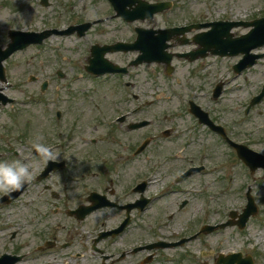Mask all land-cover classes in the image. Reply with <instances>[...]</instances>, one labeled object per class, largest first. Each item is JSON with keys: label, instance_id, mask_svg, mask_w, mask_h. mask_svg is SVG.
Segmentation results:
<instances>
[{"label": "rangeland", "instance_id": "1", "mask_svg": "<svg viewBox=\"0 0 264 264\" xmlns=\"http://www.w3.org/2000/svg\"><path fill=\"white\" fill-rule=\"evenodd\" d=\"M48 1L49 4H44L42 0H0V23L18 24L23 29L34 30H41L47 25L66 27L69 23H74V28L78 29V23H81V15L94 17L103 15L109 18L103 24L88 28L85 37L77 36V32L67 36L53 35L40 45H31L15 52L5 61L8 82L0 79V91L15 98L16 102L5 106L0 102V150L5 149L7 152L5 158L0 161L11 162L18 160V157L26 160V152H31V150L23 146L21 138L23 142L25 138L20 137V129H24L29 134L26 136L36 138L39 135L43 137L42 140L44 141H51L54 138L52 111L56 104H51V101L60 103L59 105L64 109L65 114L67 111L65 120L62 119L63 126H67L76 137L75 144H71L75 150L95 149L94 146H85L84 142L78 139L74 132L75 126L86 135L101 136V140L98 141L101 145L98 148L104 151H109V147L133 149L146 136L157 135L156 143L148 149L155 152L153 158L158 160L160 166L164 167L170 175H173L183 168L186 161L180 158L177 160L162 158L163 155L159 154H163L166 150L179 151L185 147L187 148L188 160L200 155L201 150L207 149L208 155H210L208 169L188 177L175 187L163 189L162 185H159L148 192L149 195H157L161 199L153 203V208L148 212L149 219L140 222L143 228L140 227L134 236L130 234L131 238L125 235L122 241L124 243H117V249L123 246L128 248L130 245L145 241L150 242L154 235L153 226L157 221L162 223L163 229L167 233H170L172 228L173 232L179 230L182 235L196 230L198 223L202 220L201 218L207 221L209 212L205 213L203 206L208 207V204L211 205L209 206L211 209L209 217L212 220L207 222H225L224 214L228 208H237L240 209L239 211L244 209L245 194L250 187L258 202L260 212L250 219L246 229L241 231L237 227H227L221 231L215 230L216 232L213 233H204L192 240L191 244H187L185 248L181 246L166 247L159 250L153 248L152 260L154 264H202L206 260L215 261L221 252L243 251L244 254H252L256 264H264V175L261 172L251 173L238 158L232 156V153L228 152L220 139L197 123L188 113L186 105V99L191 98L192 95L197 97L195 94L199 89L198 100L203 107L209 106L208 110L211 116L219 122H231L232 124L234 122L236 132L245 137L242 134L247 133L249 126L252 127L251 124H256L261 121L260 118H263L256 114L245 117L244 107L249 96L261 89L263 85L264 59L261 64H257L239 76L231 68L232 63L237 61V57L223 60L209 57L195 63L175 60L176 71L171 76L166 75L163 65L151 63L132 68L131 74L125 77L93 78L83 71L87 63V56L90 54L91 44L99 39L110 41L117 37L134 38L132 32L120 18H111L112 10L105 0ZM208 1L204 0L202 4L195 1L191 3V6L200 10ZM226 1H217L222 12L227 10L226 5L228 3ZM250 2L251 0H231L230 10L232 12L228 15L232 16L238 14L239 11H245ZM185 6H190V3L185 4ZM252 7L254 5L250 6V8ZM242 13L245 15L244 12ZM138 24L148 27L146 22H138ZM2 30H0V44L6 46L10 43V38ZM237 31H242V29H237ZM109 57L128 62L132 57H135V54L118 52L109 54ZM121 63L125 64L124 62ZM203 66L210 70H203ZM216 67H222L221 71L214 75L212 73L204 74L213 72ZM58 69L62 70L64 77L57 75ZM120 79L133 82V89L139 95L140 104L150 103L145 109L148 114L146 116L157 119L160 121L159 124L127 134L125 126L119 125L107 129L104 124L94 121L95 117L100 118L99 112L94 108L95 102L102 104L105 113L101 115L104 118H111L126 108V106L122 107L121 103L124 95H122L123 83L120 82ZM219 79L225 82L224 88L227 90L220 99L215 100L212 97V89L220 81ZM44 81L49 82V87L43 94L40 89L41 83ZM200 89H206V91ZM57 95L61 99L56 100ZM40 98H42V103H36ZM114 103H119V107L115 106ZM17 116L20 118L19 121H15ZM95 126H98V129L94 131ZM187 126H192V128L185 131ZM168 127L173 129L172 136L159 135L161 129ZM189 141L195 143L188 146ZM257 147L263 150L264 142L260 141ZM15 151H18L19 156H16ZM120 161L124 163L125 158ZM167 161L170 162L167 164ZM188 161L190 162V160ZM34 164L35 162L32 165ZM89 164L94 167L93 163ZM139 166L140 171L146 170L143 162ZM92 169L83 164L79 173L85 172V175L89 176ZM94 170L101 173V166L94 168ZM36 173L32 171L31 179L33 181ZM43 183L48 184L47 180ZM44 184L28 185L24 193L18 196L10 207L7 205L0 208V244L2 245L3 242L9 240L10 234L20 230L18 240L15 239L13 242L19 246L28 243L25 251L30 254L28 257L32 256L33 249L31 246H35V205L42 202L44 203V216H46V211L50 215L48 210L51 207L58 208L54 215H52L53 213L50 215L51 225L44 231V235H48L45 239L57 238L60 242H70V245H73L59 251L60 257H58L57 263H100L98 260H92L90 256L89 259H83L77 254L87 251V249L83 250L88 246L86 241H92L94 236L87 237L90 232L92 235L95 234L90 230L95 225H103V218H105L107 211L111 214L110 219L119 217L122 213L107 210L98 213L96 216H90V213L87 212L84 218H81L75 213L78 209V197L66 202L62 196V189L58 183H55L56 186L58 185L55 194L61 195L59 199L55 200L50 195L49 186L45 187ZM69 209L74 210V212L69 214L67 211ZM174 210L177 212L170 220V213ZM10 214H14V216L12 217ZM8 229L10 230L7 232ZM95 229L99 230L100 227ZM173 240H177L176 236L170 239V241ZM43 242H45L44 239ZM79 244H83L84 247H80ZM98 244L99 247H104L103 241L98 242ZM19 246L18 248H20ZM0 251H3V248ZM93 254H95L94 251ZM99 254L101 253L96 255L99 256ZM143 255L144 253H138L136 257ZM87 256L85 254V257ZM132 258L131 255L125 256L116 264H130Z\"/></svg>", "mask_w": 264, "mask_h": 264}, {"label": "flooded vegetation", "instance_id": "2", "mask_svg": "<svg viewBox=\"0 0 264 264\" xmlns=\"http://www.w3.org/2000/svg\"><path fill=\"white\" fill-rule=\"evenodd\" d=\"M138 111H139L138 108L133 109L132 113L130 114V117H132V119H135L139 114ZM125 123H121V124H125ZM129 123L130 122L126 123L127 126L126 130L128 132H133V131H129ZM97 129L98 126H95L94 131ZM96 141L97 140L94 139V141L92 142L95 143ZM53 151L58 153V158L56 161L66 160L65 168L63 170H53L55 164L54 161L52 162L51 160H48L47 158L41 156L40 154L37 155L38 157L36 162L38 164L30 168L33 169L35 172H37L34 177L35 185H42L44 184L43 181L47 180L48 184L46 183L44 184V186L45 187L49 186L48 189L50 191V195L54 197L55 200L61 197L60 194L59 195L55 194L57 193L56 190H58L57 188L59 185V187L62 189L61 190L62 196L64 199H66V202L71 201L74 197H78L79 199L78 206L91 205L94 202L105 203L107 199L117 203L120 206V207L107 206L92 212L91 214H89L90 216L91 215L96 216L98 213L107 210L116 211L119 214L120 212L122 213L120 214L119 217L110 219L111 214L107 211L105 214V218H103L104 219L103 225L100 226L95 225L90 230L93 231L95 234L92 235V233L90 232V234L87 237L89 238L90 236H94L92 241H86L89 246H87L83 250L87 249V251L84 253H79L77 254V256H81L83 257V259H89L90 256L92 257L91 258L92 260L94 261L98 260V262L100 261V263H96V264H116L123 257L131 255L133 256V258L130 260V264H142L141 260L145 259L147 255H143L141 258L136 257L138 253L129 250L135 247L136 245H139L140 243L130 245V247L128 248H126V246H123L120 249H117V243H124L122 241L125 235L128 236H130V234L131 236L136 235L138 233L137 230L139 231L141 227L139 222L141 220L145 221L149 219L148 217L149 214H141V211L137 207L135 208L132 207L130 209L124 207L135 204L140 199L141 188L139 187V185L136 186V183L139 181V179L144 180L149 174H154L155 179L153 182H155V185H167L175 180V173L173 175H170V173L166 171L164 167L157 165L147 166L145 171H140L139 168L140 156L133 149H126V150L117 149V150H109V151H104L102 149L66 150L65 148L60 147L58 144H55V149ZM166 152H170V151H166ZM5 154H7V152H5V149L0 150V160L2 157L5 156ZM124 154H127L128 156ZM101 156H105L106 159L102 161ZM124 158L125 161L124 163H122L120 160ZM89 163H93L94 167ZM83 164L87 165L88 168H93L89 176L85 175L86 174L85 172H83L82 174L79 173L81 171L80 169ZM99 166H101V173L94 170V168ZM105 167H107L108 169H106ZM48 168H50V172L48 173V175L45 178H41L43 172H46ZM70 175H72L73 179H70ZM55 183H58V185L56 186ZM150 188L151 185L149 184V182H146L145 189L143 190L144 193L147 194ZM98 191L102 193L101 195L105 197L94 195V193ZM65 192H67L68 194H65ZM12 202L11 204L10 203L5 205L0 204V208L6 207L7 205L10 207L13 204ZM35 206H36L34 212V216L36 218L34 219L36 222L34 226L35 246H31V248L36 249L37 251L32 252L31 254L33 255L28 257V253L25 251V248L28 247L27 246L28 243H26V245L24 246H19V244L18 245L14 244L13 241L17 239L18 232H20V230H17L16 232L10 234L9 240L3 242L2 248L4 249V251L2 253L5 252L10 254L22 255V260L19 262V264H26V262H29V264H58L57 263L58 257H60L59 251H62L63 249L69 248L71 246L64 247L59 245V241L57 238L51 240L52 243L50 245H43L44 231L50 228L51 225L49 220L51 217L50 215L52 213H53L52 215H54V213L58 211V208L51 207L48 210L50 211V215L46 213V216H44L45 213L43 209L44 203L40 202L37 203ZM67 211L69 213V210ZM10 216L13 217L14 214L13 215L10 214ZM128 217L130 218L131 223L126 228L125 232H123L120 235L103 236V234L106 233L107 231H111L119 227L123 223V221ZM96 227L97 228L100 227V229L96 230L95 229ZM172 229H170V233ZM9 230L10 229H8L7 232ZM177 231L181 232L179 230ZM163 232L166 235L165 240L170 241V239L172 238L170 236V233H167L164 229ZM100 241H103L104 247H99L98 242ZM18 246L20 248H18ZM80 247L83 248L84 245ZM92 249L95 254H93ZM98 253L101 254H99L98 256L96 255ZM85 254H87L88 256L85 257ZM153 263L154 261L152 260L151 264Z\"/></svg>", "mask_w": 264, "mask_h": 264}, {"label": "clouds", "instance_id": "3", "mask_svg": "<svg viewBox=\"0 0 264 264\" xmlns=\"http://www.w3.org/2000/svg\"><path fill=\"white\" fill-rule=\"evenodd\" d=\"M42 139V136H36L34 143L36 151L48 160L56 161L58 153L41 143ZM31 177L32 171L28 164L20 160L0 161V193L10 196L12 192L21 189Z\"/></svg>", "mask_w": 264, "mask_h": 264}, {"label": "water", "instance_id": "4", "mask_svg": "<svg viewBox=\"0 0 264 264\" xmlns=\"http://www.w3.org/2000/svg\"><path fill=\"white\" fill-rule=\"evenodd\" d=\"M81 34H83V32H81ZM257 33H254L252 34L251 36H248L246 37L245 39L243 40H249L250 38H252L253 36H255ZM15 38V41H14V44L11 46V48H8V50L6 51V53H3V55L0 57V73H1V76L3 77L4 76V69L1 65V62L3 59H5L10 52L14 51L15 49L17 48H21L22 46L24 45H27L29 42H31L32 40L33 41H36L35 39L37 38H31V39H27V36L24 35L23 38H21V36L19 35H14L13 36ZM242 41V40H241ZM241 41H237L236 44H239ZM163 45H155V44H145L142 46V49L144 50V58H146L147 60H153V59H158V58H162L163 56ZM253 64V63H251ZM247 154H249L245 149H243L241 151V155L244 157V158H247ZM257 213V210H256V206L255 204L253 203V201L251 200L250 204L248 205V207L246 208L244 214L241 216V227H244L245 226V223L247 222L249 216L251 214H256ZM234 216V215H233ZM228 224H235V222L233 221H230ZM225 226V225H223ZM228 261H225V264H232V260H237V256H229L228 257ZM242 264H252V260L251 258H248V259H245L244 261H242Z\"/></svg>", "mask_w": 264, "mask_h": 264}]
</instances>
